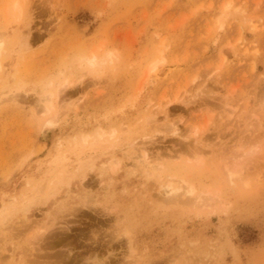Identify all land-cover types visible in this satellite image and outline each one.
<instances>
[{
	"label": "rangeland",
	"instance_id": "rangeland-1",
	"mask_svg": "<svg viewBox=\"0 0 264 264\" xmlns=\"http://www.w3.org/2000/svg\"><path fill=\"white\" fill-rule=\"evenodd\" d=\"M0 41V264H264V0H0Z\"/></svg>",
	"mask_w": 264,
	"mask_h": 264
},
{
	"label": "bare ground",
	"instance_id": "bare-ground-1",
	"mask_svg": "<svg viewBox=\"0 0 264 264\" xmlns=\"http://www.w3.org/2000/svg\"><path fill=\"white\" fill-rule=\"evenodd\" d=\"M229 6V3L227 4V5H225L224 7H228ZM2 40V39H1ZM28 44V43H27ZM1 45H2V43H1V41H0V48H1ZM88 61V63H89V65H91V66H93V65H95V62H96V59L94 58V57H92V58H90V59H88L87 60ZM155 70V64H153L152 66H151V68H150V70L149 71H154ZM52 96V93H49V95H48V97L50 98ZM55 99V98H54ZM47 100H49V102H50V99H47ZM46 109V108H45ZM44 109V110H45ZM164 117H166V115L164 114L163 115ZM170 128H172L173 130H177V127L174 125V124H169L168 125ZM150 159V158H149ZM147 160V159H146ZM142 162V161H141ZM147 164V163H146ZM147 167V166H146ZM166 189L168 190V193L170 192V191H174L173 189H171V187H170V184L168 183V184H166ZM184 190V189H183ZM186 193H188L189 195H192V193H193V191H192V189L190 188L189 190H187V191H185ZM207 193V192H206ZM198 199V198H197ZM205 203V202H204ZM204 205V204H203ZM206 206V205H205ZM5 209V208H4Z\"/></svg>",
	"mask_w": 264,
	"mask_h": 264
}]
</instances>
